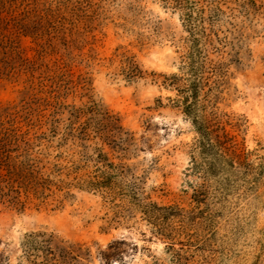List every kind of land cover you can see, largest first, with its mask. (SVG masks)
I'll return each instance as SVG.
<instances>
[{
    "label": "rangeland",
    "instance_id": "obj_1",
    "mask_svg": "<svg viewBox=\"0 0 264 264\" xmlns=\"http://www.w3.org/2000/svg\"><path fill=\"white\" fill-rule=\"evenodd\" d=\"M200 1L222 12L200 42L205 154L177 92L191 45L179 11L0 0V264H31L30 234L52 241L53 264H264V0ZM128 62L141 78L126 79ZM95 110L120 128L114 144L78 138ZM95 149L121 173L110 191L8 192L27 158L66 168L64 180Z\"/></svg>",
    "mask_w": 264,
    "mask_h": 264
},
{
    "label": "trees",
    "instance_id": "obj_2",
    "mask_svg": "<svg viewBox=\"0 0 264 264\" xmlns=\"http://www.w3.org/2000/svg\"><path fill=\"white\" fill-rule=\"evenodd\" d=\"M165 4L172 6L174 10L179 11L180 19L185 25V30L189 34L190 51L188 55L186 84L177 92L183 95L182 112L191 119L192 125L201 137L199 142V150L201 154L213 150L214 146L209 142V134L201 121L200 110L198 105L199 93L202 87V79L200 72L203 70L202 65V49L201 38L205 34V26L212 27L220 19L222 12L213 4L204 6L200 0H161ZM123 74L126 79L136 80L142 77V72L132 62L126 64ZM182 78L172 76L166 79L170 85L176 86ZM93 113L94 121L86 124L78 129V138L81 141L87 140L88 132L92 131L97 137L108 142L109 145L114 144V134L120 133V128L107 114H102L95 110ZM73 129L67 136H71ZM55 134V133H54ZM54 137V136H53ZM80 163L84 164L83 166ZM93 164L94 171L91 174H81L85 171V167ZM48 162L42 164L41 160L25 159L17 168L8 170L6 182L11 184L8 192H16L14 185L19 190H23L24 194H32L36 199L44 198L45 192H50L54 188L57 192H62L73 188L80 192L105 193L118 184L119 173L118 168L109 162L108 157L100 150L95 149L93 156H84L83 160L72 164L69 172L64 175V180L59 177L63 175L66 168H60L58 164L47 166ZM58 178V179H57ZM57 179L56 181H54ZM71 179L70 183L66 180ZM2 192V191H1ZM18 193V192H17ZM6 194H0V198L7 197ZM135 199V198H134ZM9 203L23 207L17 198L9 200ZM52 241L44 234H30L26 236L21 244L23 254L31 264H53L55 260V252L51 247Z\"/></svg>",
    "mask_w": 264,
    "mask_h": 264
}]
</instances>
